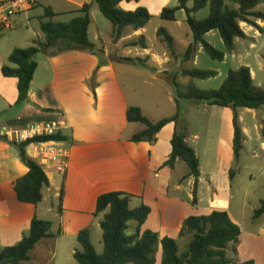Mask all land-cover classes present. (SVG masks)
<instances>
[{
  "label": "crops",
  "instance_id": "0c3cea01",
  "mask_svg": "<svg viewBox=\"0 0 264 264\" xmlns=\"http://www.w3.org/2000/svg\"><path fill=\"white\" fill-rule=\"evenodd\" d=\"M92 1L37 0L36 7L15 17L14 27L9 31L30 27L33 28V37L28 35L23 40L17 33L19 31L10 35H6L8 32L0 34V129L18 130L34 123L63 119L67 124L63 132L69 136L68 142L62 143L69 152L67 171L62 175L44 166L49 185L43 188V199L37 206L17 200L14 183L18 178L26 175L28 170L20 162L16 147L0 140V250L20 242L28 233L30 224L36 216L38 219L52 223L51 232L56 237L42 239L29 252V261L20 264H78L73 258V253L81 249L77 240L79 232L88 229L92 243L94 236L102 239L99 226L104 214L95 217V203L101 195L109 192L132 196L128 203L130 209L143 204L150 208L149 217L157 214L160 218L158 226L146 230L157 233L159 239L166 236L176 240L185 219L189 216H206L212 211L226 212L241 230L242 220L246 218L243 208L249 186L238 182L241 175L236 174L235 171H228V175L232 172V176L231 181L227 180V169L220 166L222 143L227 141L232 149L233 125L229 124L228 134H225L223 127L225 111L230 108L193 106L194 113L200 109H203L202 112L209 110L207 123L210 126L215 122L216 126L214 129L207 128L206 120L202 119L201 128L196 129L189 117L181 116V113L186 114L189 108L181 109L180 105L177 107L174 99L169 98V102L178 113V122L186 128L185 141L197 155L200 176L196 181L189 175L187 165L180 160L175 161L173 168L163 166L171 155L170 141L175 129L174 124L169 123L158 132L156 142L152 145L145 142L132 143L129 141L130 137L141 131L143 126L138 123H128L126 109L130 106L139 107L142 114L151 122L171 117L174 111L171 114L165 112L158 118H151L147 116L142 104H132L128 101L119 84L113 58L109 54L111 48L109 46L108 49L105 41L102 40L101 30L95 35V43L90 41L95 46V54L71 50L56 56L40 54L35 57L37 69L30 84L28 103H17L16 79L5 78L1 72L2 66L8 65V57L15 49L30 47L34 40L44 41L39 22L43 16V9L51 8L57 15L54 21L68 22L78 15L74 12L77 8ZM167 6L175 7L177 1L140 0L130 3L122 1L120 3L122 9L133 12L139 7L146 8L152 17L148 24L154 21L158 23L152 37L148 34L147 24L136 32L124 30L123 35L117 40L110 36V45L125 55L132 49H124V44L135 40L138 36H143L146 48H133L140 50L134 62L142 63L148 60L157 66L155 72L157 78L173 80L177 75L183 76L182 71L186 69L170 72L165 66L170 63L172 57L168 50L162 53L152 50L154 41L161 43L157 35L159 28H164L172 36L162 23L165 21L159 19V14ZM95 10L99 8L93 6L90 11L91 24L95 21L93 16ZM184 20L182 19V22ZM174 23L179 25L180 22L176 18ZM257 24L262 28L263 22L257 21ZM240 27L243 29L245 23H240ZM25 32L29 30L26 29ZM214 32H209L205 38L215 34ZM245 36L246 40L250 39L246 34ZM191 42L192 34L191 36L186 34L184 51ZM173 43L175 46L174 40ZM100 46L101 48H98ZM142 56L144 59L141 58ZM122 58L128 59L123 56ZM192 60L196 61V55ZM94 72L96 83L93 93L88 82ZM251 75L253 77V72ZM153 94L157 96L159 92L153 90ZM156 108L158 107L153 106V111H157ZM237 121L243 132L245 144L251 130L242 123L240 117H237ZM261 121H264V117ZM255 128L263 130L260 126ZM215 132V148L212 154H208L205 146ZM202 138L200 152L195 145H199ZM262 145L264 146L263 143ZM28 151L29 148L26 149V155L30 157ZM202 155L204 161L201 159ZM181 162L186 165L183 168L184 173L180 177L173 178L172 173L176 172ZM252 176L249 175L250 180ZM62 182L64 191L59 212L58 201ZM261 201L264 202V199L259 198L258 203L251 208L253 222L264 217L261 215L253 219V212L260 206ZM165 217L172 223L167 222ZM170 231L173 233H168ZM257 233L264 239V228L260 227ZM159 251L156 254L157 264Z\"/></svg>",
  "mask_w": 264,
  "mask_h": 264
},
{
  "label": "trees",
  "instance_id": "16d2710c",
  "mask_svg": "<svg viewBox=\"0 0 264 264\" xmlns=\"http://www.w3.org/2000/svg\"><path fill=\"white\" fill-rule=\"evenodd\" d=\"M125 1L139 2L140 0H93L75 10L78 13L68 22H57V16L51 8L43 9V16L39 19L40 28L44 35V41L34 40L31 46L15 49L8 57V65L2 66V74L5 78L16 79L18 104L28 103V93L31 81H33L37 63L35 57L40 54L56 56L63 52L77 50L95 54V46L88 38L91 24L90 11L93 6L99 8L102 16L112 25L111 37L119 39L124 30L136 32L144 28L152 19L146 8L139 7L130 12L122 9L120 3ZM177 6H167L159 14V19L168 22H176V14L184 12L185 24L192 34V42L187 46L184 60L194 58L197 46L212 59L223 62L225 54L215 49L204 38L211 31H217L220 40L228 53L235 49V39L247 37L240 27V23L260 30L257 21L264 23V13L256 11L258 5L264 0H176ZM191 4V5H190ZM208 8L209 14L197 21L195 14ZM158 38L163 42L170 56L175 57L172 36L164 29L157 31ZM146 48L143 36H138L124 44V49ZM124 62H134V59L120 58ZM183 76H189L198 80H206L216 76L215 71L184 70ZM96 73L94 72L88 86L94 93ZM172 86H177L173 82ZM177 99H189L209 106L220 108L258 110L264 106V89L254 83L251 71L247 67L240 66L229 70L227 77L216 91H200L193 85H188L186 92L180 93L176 89ZM176 101L178 107V100ZM128 123H138L143 129L129 139L132 143L145 142L150 145L156 142V135L167 124H174L175 129L171 137V155L163 164L173 168L175 161L184 162L189 175L198 181L200 176L197 155L193 148L185 141L186 128L178 122V113L172 117H165L156 122L149 121L137 106L126 109ZM233 135L232 150L234 156L239 158L243 149V132L234 115L232 119ZM2 142H6L18 150L20 162L28 170L27 174L18 178L14 183V191L17 200L24 204L37 206L43 199L42 190L49 185L44 166L26 155V149L31 142L57 141L68 142L69 136L64 132H57L53 136H43L34 140L21 143L8 142L0 136ZM232 176V172H230ZM195 181V182H196ZM64 184L62 182L59 195L58 211L63 198ZM195 195V193H194ZM132 196L120 192H109L101 195L95 203V217L104 214L100 223L102 232L103 250L100 254L95 252L93 243L89 237L88 229H83L77 236L81 249L75 250L73 258L78 264H157L156 254L159 251L158 264H254L252 260L237 262L228 257L229 251L236 253L234 244L240 236V228L232 222L226 212L212 211L206 216L191 217L185 219L183 227L179 231V238L190 235V241L185 252L179 253V246L175 239L162 237L150 230L141 231L149 215L150 208L141 204L130 209L128 203ZM264 215V202L254 210L253 219ZM134 222V232L126 233L129 223ZM51 222L33 218L29 231L20 242L13 246L0 250V264H20L29 261V252L36 247L42 239L56 237L51 232Z\"/></svg>",
  "mask_w": 264,
  "mask_h": 264
},
{
  "label": "rangeland",
  "instance_id": "374dc122",
  "mask_svg": "<svg viewBox=\"0 0 264 264\" xmlns=\"http://www.w3.org/2000/svg\"><path fill=\"white\" fill-rule=\"evenodd\" d=\"M2 1V0H0ZM191 5V4H190ZM256 11L264 13V3L258 5ZM184 12H178L176 14V18L180 22L179 25L173 22H162L166 26V28L172 33V39L175 41L174 52L175 57H170V63L165 65L170 72L178 71L179 69H196V70H204V71H215L216 76L211 77L206 80H198L195 78H191L189 76H181L177 75L173 80H168L166 78L159 79L157 78V74H155L157 70V66L148 60H144L142 63L137 62H124L121 61L120 58L128 57V59H136L137 52L140 50L132 49L128 54H121V51L113 48L111 44V23L106 20L99 10L93 11L94 22L89 27V35L88 38L92 43H95V35H98V31L102 32V40L105 41V45L109 46L110 57L113 58V64L115 66L117 77L119 80V84L123 89L124 94L128 101L132 104L140 103L144 106V111L146 112L148 117L158 118L161 114H165V112L175 115V107L173 104L169 102V98L176 100V89L180 93H184L187 90L188 85H193L195 89L200 91H216L218 87L222 85L224 80L227 77V73L229 70H234L239 68L240 66L247 67L253 72V80L254 83L258 86L263 87L264 89V23L260 30L249 27L245 25L242 30L244 33L250 38L249 40L244 39H235L234 46L235 49L232 53H228L222 42L220 35L217 31L215 34L208 36L205 38V41L213 46L215 49L225 54V59L223 62H219L217 60H212L201 48V46H197L195 55L196 61L193 60L185 61L182 58V54L184 51V41L186 38V34L191 36V32L189 28L186 26L185 22H182V19L185 18ZM207 14H209V9L205 8L200 12L195 14V18L197 21L203 20ZM62 21V20H60ZM158 22H152L148 24L147 30L150 37L154 36V28ZM179 26V27H178ZM26 29L29 32H25ZM17 32L18 35H21V39L25 40L26 36L33 37V28L30 27H21L12 31ZM12 32H8L6 35H10ZM34 39V38H33ZM115 40V39H114ZM97 42V41H96ZM98 48H101L98 47ZM152 50L156 52H164L167 50L166 45L161 42L154 41ZM184 51V52H183ZM142 59L143 56L141 57ZM172 74V73H171ZM175 83L177 88L175 89L172 86V83ZM153 90H157L159 94L154 96ZM178 105L180 108H189L186 111V114L181 113V116L185 115L189 117L190 121L193 122L194 127L197 129L201 128L202 119L206 120V124H208L209 110L200 109L197 113H194L192 110L193 106H203L206 104L196 102L194 100L189 99H177ZM153 106H157V111H153ZM152 109V111H150ZM178 110V109H177ZM240 117L241 121L244 125L248 126L251 130L248 140L246 143H243V149L240 153L239 158L234 156V153L227 144V141L222 143L221 147V158H220V166L221 168L227 169L226 176L227 180L231 181V176L228 175V171H235L236 174H240L241 177L238 178V182L242 185L249 186L248 196L246 198V203L243 208V214L246 216L242 220L241 224V236H239L238 241L234 244L236 253L229 251L228 257L237 262H244L247 260H253L255 264H264V239L262 236L257 235L260 227L264 228V217L259 218L258 220H251L252 216V207H254L259 198L264 199V121L261 119L264 117V106L258 110H248V109H229L225 111V122H224V132L228 134L229 124L232 123L233 116ZM171 116V117H172ZM214 123V124H213ZM207 126V128L214 129L215 122H213ZM209 126V127H208ZM255 126H260L263 130H258ZM193 131V130H192ZM194 133V131H193ZM216 132L212 137L209 138L208 144L206 147L207 153H213L215 144H216ZM225 134H223L225 136ZM223 136V137H224ZM199 145H195V148L200 152L202 150L201 142ZM203 144V143H202ZM29 153L31 150L29 149ZM256 152V153H254ZM201 159L204 161L203 155ZM186 165L184 163H180L176 172L172 173L173 178L180 177L184 172ZM249 175H253L250 180ZM243 205V203L241 204ZM260 207V206H259ZM167 222L172 223L171 220ZM160 218L157 214H153L150 216L144 226L141 227V231L152 228L154 226H158ZM134 222L129 223V227L126 231L128 235L134 232L135 227ZM173 233V232H168ZM176 237V236H175ZM93 245L95 248V252L100 254L103 250V244L101 238L92 237ZM176 241L179 246V253L185 252L187 250L190 235H186L185 237L178 238L176 237ZM101 244H100V243Z\"/></svg>",
  "mask_w": 264,
  "mask_h": 264
},
{
  "label": "built area",
  "instance_id": "2783aa9c",
  "mask_svg": "<svg viewBox=\"0 0 264 264\" xmlns=\"http://www.w3.org/2000/svg\"><path fill=\"white\" fill-rule=\"evenodd\" d=\"M37 6V0H2L0 1V34L9 32L14 27L15 17ZM67 128L66 122L61 119L43 123H34L18 130L0 129V136L13 143L27 142L43 136H53ZM63 142L35 141L28 148L30 158L35 159L43 166L58 173L65 174L68 167V149L62 146Z\"/></svg>",
  "mask_w": 264,
  "mask_h": 264
}]
</instances>
